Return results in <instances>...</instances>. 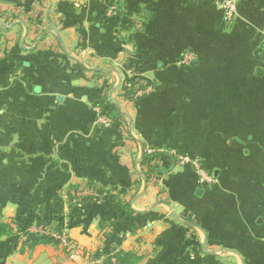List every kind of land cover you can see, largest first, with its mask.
Wrapping results in <instances>:
<instances>
[{
	"label": "crops",
	"instance_id": "crops-1",
	"mask_svg": "<svg viewBox=\"0 0 264 264\" xmlns=\"http://www.w3.org/2000/svg\"><path fill=\"white\" fill-rule=\"evenodd\" d=\"M223 1L0 0V176L91 192L78 214L49 200L78 256L11 235L0 264H100L107 242L131 264H264V0L231 22ZM107 84L124 118L106 128ZM148 150L180 156L147 182Z\"/></svg>",
	"mask_w": 264,
	"mask_h": 264
},
{
	"label": "rangeland",
	"instance_id": "rangeland-1",
	"mask_svg": "<svg viewBox=\"0 0 264 264\" xmlns=\"http://www.w3.org/2000/svg\"><path fill=\"white\" fill-rule=\"evenodd\" d=\"M189 59V57L185 56V60ZM187 62V61H186ZM189 64V62H188ZM114 101V100H113ZM111 101L115 104V102ZM107 105V104H105ZM111 105V104H110ZM116 105V104H115ZM104 105H99L95 108V111L97 112V121L100 125L103 127H111L112 122L117 120V118H110L106 115L107 108H103ZM114 108L111 105V110ZM148 152H152V150H148ZM171 155H175L179 157V152H170ZM180 159V158H179ZM183 164H186L188 162V159L186 161L180 159ZM191 159L189 160V162ZM195 170H197L198 174L201 176L204 172H201L202 167L200 166V162H198L197 159H194L192 163H190ZM207 177L206 182L210 180V175L205 174ZM0 203L2 201H5L10 199L12 203H16L19 207L18 209V216L14 218L13 220L8 221L9 218L3 216V212L1 209L0 204V223H11L14 220L21 219L23 221V226L19 228H15L13 231V234H8L2 237L0 240V246L3 241H5L6 237H11V235L14 237V240L16 242V245L18 248L23 250L24 248L28 246H24V241L27 239V234L30 233H36L39 235H47L48 237L52 238L54 242L48 243L55 246L62 247L69 255L70 252L61 244V241L56 238V235H60L62 233L67 234V230L65 229L63 216L60 218L55 213V208L52 207L49 204L50 196L52 195H58L56 197L57 202H63L64 209L71 210L70 212H73V214H78L77 209H74L75 207L81 208L84 207V210H87L89 206V196L91 195V192L89 191V183L81 182L79 185H77L79 188H76L77 186H74L70 189H65L61 192H52L48 190L47 188L44 189H37V186L45 185V183L42 185V176H7V175H1L0 176ZM25 181L26 183L23 184L22 181ZM39 184V185H38ZM25 187V190L19 191L18 188ZM16 188V190H15ZM14 189V190H13ZM72 207H67V206ZM29 209V210H28ZM27 212V216H22L23 212ZM30 211V212H29ZM54 211V213H53ZM43 214V215H42ZM23 217V218H22ZM39 218H42L43 220H46V222L39 224L36 220H39ZM41 219V220H42ZM69 237V235L67 234ZM71 240V239H70ZM72 241V240H71ZM76 243V242H75ZM77 244V243H76ZM110 246H112L110 243H106L103 245L102 250L107 249L104 254H108L106 257V260H110L111 257L115 252H117L114 249H110ZM78 246V244H77ZM108 246V247H107ZM79 247V246H78ZM80 248V247H79ZM71 256V255H70ZM116 259L113 258L111 262H115Z\"/></svg>",
	"mask_w": 264,
	"mask_h": 264
},
{
	"label": "trees",
	"instance_id": "trees-1",
	"mask_svg": "<svg viewBox=\"0 0 264 264\" xmlns=\"http://www.w3.org/2000/svg\"><path fill=\"white\" fill-rule=\"evenodd\" d=\"M113 85L114 84H107L105 87V100H107L106 104L102 106L103 108H107L106 111V115L110 118H117V119H123L124 118V114L122 112H120V110L118 109V107L112 103L110 101L109 98V93L110 91L113 89ZM139 89H143L144 88V84L139 85ZM134 88V87H133ZM136 94V90L135 88L132 90L127 91V93L123 96L126 100L132 101L134 95ZM114 108L113 110H111V105ZM102 105V104H101ZM172 155H170L169 152L164 153L161 151H154L149 153L148 151H145L143 154V157L141 159V173L142 175H144L146 177L147 182H152L155 178H157V173L159 172V166L160 163L162 161L163 158H166L167 160H172V161H176V157L173 155V157H171ZM119 208L123 211V217H129V216H133L136 213L130 208V206L128 204H120ZM29 210V209H28ZM27 212H23L22 216H27ZM30 212V211H29ZM43 215V214H42ZM23 218V217H22ZM42 218H39V220H36L37 223L42 224L44 222H46V220H41ZM23 221L20 219L14 220L11 223H0V240L2 239L3 236L8 235V234H13V231L15 228H21L23 226ZM27 239L24 241V246H28L29 249H32L34 246L36 245H40V244H48V243H52L54 242V240L50 237H48L47 235H39L36 233H30L27 234ZM115 258L116 259V264H131V262L133 261V257L131 255L125 254L123 252H115L113 254V256L111 257L110 260L105 261L103 264H114L113 262H111V260Z\"/></svg>",
	"mask_w": 264,
	"mask_h": 264
},
{
	"label": "built area",
	"instance_id": "built-area-1",
	"mask_svg": "<svg viewBox=\"0 0 264 264\" xmlns=\"http://www.w3.org/2000/svg\"><path fill=\"white\" fill-rule=\"evenodd\" d=\"M222 8H223L224 20L226 22L233 21L236 16L235 0H224ZM263 49H264V45H263ZM180 159L186 161L187 158L181 157ZM56 238H58L61 241V244L65 246L67 250H69L71 257L78 256L81 253V249L77 246L75 242L70 240L67 234L62 233L60 235H56ZM99 263L103 264L102 261H100ZM113 263L116 264V261Z\"/></svg>",
	"mask_w": 264,
	"mask_h": 264
},
{
	"label": "water",
	"instance_id": "water-1",
	"mask_svg": "<svg viewBox=\"0 0 264 264\" xmlns=\"http://www.w3.org/2000/svg\"><path fill=\"white\" fill-rule=\"evenodd\" d=\"M112 99L114 100L116 106L118 105L117 101L113 98V94H112ZM119 106V105H118Z\"/></svg>",
	"mask_w": 264,
	"mask_h": 264
}]
</instances>
